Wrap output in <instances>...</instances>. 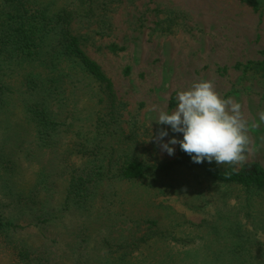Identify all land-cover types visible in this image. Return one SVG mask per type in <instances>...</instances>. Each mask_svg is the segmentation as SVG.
Returning a JSON list of instances; mask_svg holds the SVG:
<instances>
[{"label": "rangeland", "instance_id": "obj_1", "mask_svg": "<svg viewBox=\"0 0 264 264\" xmlns=\"http://www.w3.org/2000/svg\"><path fill=\"white\" fill-rule=\"evenodd\" d=\"M24 1L31 6L32 0ZM42 1L53 10L68 5V12L81 0ZM6 4L0 0L1 20L26 10ZM85 6L88 13L66 15L59 27L69 26L112 79L119 109L112 127L118 134L101 140L92 120L97 88L92 83L90 89L88 79L78 84L81 118L55 151L37 146L34 126L23 118L24 103H12L0 115V156H5L0 201L8 203L34 184L39 171L50 173L58 189L52 226L28 225L23 213H12L25 226L17 236L39 257L31 264H116L123 254V264H264V197L254 190L213 183L196 167H168L134 182L115 176L129 158L138 157L153 170L176 158L180 145H170L175 149L170 156L156 137L167 131V143L183 134L158 124L159 111L170 114L178 106V91L200 80H211L223 98L241 103L250 123L259 124L249 133L246 162L264 167V123L258 115L264 110V0H92ZM10 65L0 69V77L11 97L13 90L26 89L24 73L33 70L17 59ZM71 66L64 64L65 72ZM34 72L53 73L42 67ZM82 130L88 134L80 138ZM111 153L112 174L100 181L101 189L93 188L95 197L81 199L82 208H66L71 172L82 167L91 172L94 164H103L98 157L102 161ZM9 159L18 163L14 183L4 169ZM18 256L0 247V264H28Z\"/></svg>", "mask_w": 264, "mask_h": 264}, {"label": "trees", "instance_id": "obj_2", "mask_svg": "<svg viewBox=\"0 0 264 264\" xmlns=\"http://www.w3.org/2000/svg\"><path fill=\"white\" fill-rule=\"evenodd\" d=\"M25 2L24 0H7V6L26 10L14 14L9 19L1 20L0 14V69L12 66L10 64L17 59L19 63L28 64L33 73H24L25 81L21 84L25 85L26 89L13 90L11 93H16V96L12 94L11 97L6 93L7 88L0 77V115L6 114L7 107L12 103L18 101L24 103L23 118L34 126L37 146L44 149L52 148L55 151L61 139L68 132L73 131L76 121L81 118L82 107L79 106L81 96L78 95V84L80 81L89 80L90 89L92 83L97 88L96 95L92 97L96 105L92 111V115H95L92 120H95L97 132L104 136L101 140L118 134L117 127H112L113 121L117 122L119 119L117 95L112 79L104 72L101 65L82 49L80 37L73 34L68 26L69 21L65 29L59 27L66 15L67 17L69 15L78 17L90 10L85 5L92 0H81L71 8L73 14L72 10L66 12L65 7L67 8L68 5L60 6V9L55 5V10H53L50 3L42 0H32L30 7L26 6ZM68 62L72 66L65 72L64 64ZM41 67L52 71V75L43 77L40 73L34 72L35 68ZM86 95H90V92ZM108 117L111 118L108 119ZM77 134L83 138L88 132L82 130ZM56 136L57 139H55ZM84 143L80 142L83 148ZM1 157L5 156H0L2 160ZM100 159L98 157L99 161L96 162L103 164H94L91 172L88 171V167L76 168L75 170L80 171L78 174L75 170L71 172L65 196V202L68 203L66 208H70L72 204L74 207L82 208L84 205L80 200L95 197L93 188L101 189L100 181H105L110 177L113 169L108 165H112L114 161L113 154L104 155L102 161ZM1 160L0 165H3ZM61 162L64 161L61 160ZM97 166L108 167L110 170L94 168ZM173 166L196 167L203 171L213 183L241 187L246 191L254 190L264 197V167L259 162H246L235 170L233 166L220 167L215 161L209 163L205 160L197 164L193 162L189 154L181 150V147L175 159L158 165V168L154 170L153 166L138 157L129 158L118 169L115 176L121 180L134 182L146 179L150 174H155L156 170L163 171ZM4 169L11 174L10 178H13V183L16 182L17 161L9 159ZM0 175L5 177L4 174ZM35 176L36 182L15 193L10 202L0 201V247L10 254L19 255L17 260L20 258V263H36L39 257L34 256L32 247L17 236L18 230L24 229L25 226L15 221L12 213L16 217V211L23 213V220L28 225L41 227L42 224L47 223L45 226H52L55 223L54 200L58 189H55L53 182L48 179L51 176L50 173L39 171ZM66 181L67 178L64 176L63 183ZM90 183L93 185L90 186ZM73 199L74 203H71ZM126 257V254L121 255V259L116 264H123L122 260Z\"/></svg>", "mask_w": 264, "mask_h": 264}, {"label": "clouds", "instance_id": "obj_3", "mask_svg": "<svg viewBox=\"0 0 264 264\" xmlns=\"http://www.w3.org/2000/svg\"><path fill=\"white\" fill-rule=\"evenodd\" d=\"M178 106L169 114L159 111L161 125H169L174 133H182L183 139L176 137L163 143L168 132L161 130L156 137L163 151L173 155L170 145L179 144L181 150L192 157L194 163L207 160L218 165L233 166V170L244 164L251 151V130L259 124L249 122L241 103L234 98H223L211 80L193 82L186 90L177 93ZM260 123H264V110L259 113Z\"/></svg>", "mask_w": 264, "mask_h": 264}]
</instances>
